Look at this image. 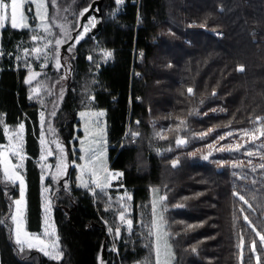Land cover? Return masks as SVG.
<instances>
[{
    "label": "trees",
    "instance_id": "16d2710c",
    "mask_svg": "<svg viewBox=\"0 0 264 264\" xmlns=\"http://www.w3.org/2000/svg\"><path fill=\"white\" fill-rule=\"evenodd\" d=\"M95 1L100 0L48 4L56 35L72 38L79 13ZM122 2L120 8L117 0H104L102 29L74 45L68 76L59 82L62 105L52 120V131L72 160L79 145L75 136H82L76 134L78 113L90 106L106 112L109 166L125 174L133 222L117 253L109 252L108 264L154 262L155 188L167 197L175 264H257V256L264 264V254L244 250L250 238L258 237L243 219L248 216L257 231L264 230V168L259 167L264 164V0ZM32 8L28 22L34 27ZM31 36V31L9 25L0 29V124L11 129L26 124L27 225L39 233V115L30 94L44 77L58 79L63 71L49 66L39 79L26 83L30 72L17 68L15 59L18 43ZM108 51L112 57L105 63ZM253 129L260 131L244 135ZM179 136L184 145H178ZM0 142L5 143L2 128ZM70 179L73 185H57L53 195L63 252L62 260L53 261L37 250L20 252L14 243V223L7 217L19 187L4 179L0 166V220L5 221L0 225V264H102L104 244L111 247L109 225L114 234L118 228L120 205L105 192L93 196L77 187L75 169L69 171Z\"/></svg>",
    "mask_w": 264,
    "mask_h": 264
},
{
    "label": "rangeland",
    "instance_id": "374dc122",
    "mask_svg": "<svg viewBox=\"0 0 264 264\" xmlns=\"http://www.w3.org/2000/svg\"><path fill=\"white\" fill-rule=\"evenodd\" d=\"M43 2L45 3L46 6L44 9H41V11L47 17V19L45 20V23H48L50 25V34H45L43 29L39 27L41 21H40V18L36 16V7H35V5H33L34 13H35V16L37 19V25L33 27L29 24V22L27 20L26 22L30 25V28L23 29V30L31 31L32 35L36 34V33H38L41 36L46 35L47 38H46V40H41V41H37V42H33L32 40H25V42L18 43L19 44L18 50H17L18 53H17L16 59H15V64H16L17 68H19V69L25 68V69L29 70L30 73H29L27 79H29V77L32 73H39V75L36 76L32 80V83L34 81H36L37 79H39V77L42 74L46 73V71H49L50 70V69H48L49 66H51L54 70L57 71L56 61L52 55L53 52L59 51V58H60L61 64L63 65L59 70L60 72L63 71L61 78L54 79L53 76L51 77V76L47 75L46 77H44V80L41 82L40 85L38 84V85L32 87V93L30 94V97H32L30 99L32 104H35L37 106V109H38V115H39L38 116L39 117L38 140H39L40 154H39V157L36 159V161H37L38 166L41 170V177L42 176L44 177L43 179L41 178L43 219H42V229L39 233H32V232L28 231V225H27V222H28L27 221L28 220L27 219L28 218L27 217L28 203H27V181H26L25 169H26V163H27V159L29 158V155L26 153V150H25L26 130H27L25 122H22L24 124V131H23L22 137H21V143H22V153L21 154L25 157V159L22 161L23 167L18 168L17 171L20 172V174L24 177V180H25V202H26L25 203V212H24V228H25V231H27L29 234H41V233H44L45 230H47V232L50 235L42 236V239H44L45 243L49 244V245L53 241H58L59 247L61 249L59 238H58V231H57V227H56V223H55V219H54V207H53V195L56 192L55 190L57 189V185L63 184L64 188H69L70 185H73V182L71 181V179L70 180L66 179L67 174L69 173V171L71 173L72 169L76 170L75 185L77 187H78V185L81 184V180H84V181L89 180V177H88L86 171L82 172L81 167H77V166L73 165V161H75V165H83L86 163V161L79 159L80 156L85 155V153L82 151L83 148L96 149L97 155H100V153H102V155H100V159L95 161V164L97 166L102 165L104 167H107L110 171H112V169L109 166L108 124H107L105 111L99 110V109L94 108L93 106H90V107H86L84 110H82L78 113L79 126L76 127V134L80 131L82 133V136L81 137L75 136V139L78 140L79 145H78V147H75L73 149L75 151V153H74V157H73L74 159H72V160H69V156H68V153L66 151V148H65V145L63 144V142L58 140L55 137L54 131H52V120L57 115V113L60 109V106L62 105V100H63V96H64V93H61L62 88H64V86L62 84L59 85V82L65 81V79L63 77L68 76V67L71 64L70 59L68 57L71 54L72 50L68 51V52L62 50V47L66 43H62L59 46V48L57 49V46L55 45V40L60 39L62 41L67 40L69 42V40H71V39H69V38L65 39L63 36H57L56 35L55 30H54V28H53V26L49 20V8H48L47 0H43ZM119 4L120 5L118 7L121 8L123 6V2H120ZM120 8L116 9V11H115L116 14L118 13L119 10H121ZM91 18H94L96 21V18L94 15L90 16L89 20ZM80 19H81V17L79 18L78 26L75 30H77L80 26ZM57 23L61 24L60 22H57ZM6 24H7V26L8 25L10 26V22H6ZM4 28H2V29H4ZM18 30H20V29H18ZM47 41L52 42L50 44L49 48L46 50L48 52V58L47 59H45L43 56H41L40 59L37 60V59H35L34 55H27V56L25 55V52H24L25 49H31L35 46H43V44L46 43ZM0 53H1V47H0ZM111 57H112V53H111L110 57H108V58L104 57L103 61L105 63H107L108 60L111 59ZM45 64L47 65V67L41 66V65H45ZM59 71H57V72H59ZM34 88L39 89L38 93L35 95L33 94ZM51 97L53 98V100L49 101ZM53 112H55V115H52ZM101 112L103 113V115L102 116L98 115ZM81 113H84V115L82 116ZM42 114L44 117L43 120H42ZM4 126H5V124L2 127L0 124V131H1V128L3 129ZM7 127L9 128L10 131L11 130H18V127L14 128V129H11L9 126H7ZM49 129H51V131H49ZM128 131H129V129H128ZM3 136L5 139V143L0 142V149H2V147L4 145L8 144L7 135H5L3 133ZM41 138H43L47 142L46 145L41 144ZM178 139L184 141V143H181L178 145H184L186 143V140L182 136H179ZM15 142L16 141L13 140V143H15ZM53 142H55V143H53ZM56 143H59L65 149L64 156H65V162L68 164V168H67V172L65 175L57 176V178L55 180H53L52 176H53V174H55V164L58 162V158L57 157H48L46 160H42L41 156L46 155V152H45L46 146L55 150ZM89 155H91V153H89ZM10 160H11L12 164H14V165L21 163L19 158H16V157L10 156ZM0 166L3 170V165H0ZM89 167H91V165ZM15 184L19 187L18 181ZM65 184H66V186H65ZM45 188H47L49 190L47 192H45L44 191ZM96 191H100V190L96 189ZM104 192L106 193V196L108 199H109V197H111V200H109V201L118 203L120 205V208H121V210L119 211L118 216H117L119 233L117 234V232L115 231V234H114L113 231H109L110 238H111V247L109 248L108 252L111 251L115 255L118 251V245L122 240V235H123L124 230H132L133 229V223H132L131 228H129V225L127 224V220H131L129 218V215L132 213V208H131L132 196L127 191V186L123 190H119V191L112 190L111 188H107L104 190ZM93 196H95V195H93ZM161 196H165V194L160 189H158V188L152 189V206H153V204L156 205V215L155 216L153 215V221L156 222V226L155 227L153 226L155 250H156L157 244H159V247L161 250V260L162 261L166 260L167 264H175L176 254H175V251H174L172 244L170 242V235H169V232L167 230V222H166V215H167L168 207H167L165 202H166L167 198L163 201H160ZM121 198H123V199H121ZM121 212H123L125 215V221H121L119 218ZM160 217L163 218L162 221L160 220ZM45 221H47V223H45ZM14 227H15V225H14ZM109 229H112L110 227V225H109ZM165 241H167V244L170 245V255H168V256H165V254H164ZM38 247H34V248H32V250L39 251ZM24 250H30V249H28L27 245H25ZM39 252L44 255V253L42 251H39ZM46 257L50 258L49 256H46Z\"/></svg>",
    "mask_w": 264,
    "mask_h": 264
},
{
    "label": "snow or ice",
    "instance_id": "6c2138e0",
    "mask_svg": "<svg viewBox=\"0 0 264 264\" xmlns=\"http://www.w3.org/2000/svg\"><path fill=\"white\" fill-rule=\"evenodd\" d=\"M122 2V0H117V3ZM47 3L49 5H56L57 0H47ZM32 5H35L36 7V16L40 18V25L39 27L43 29L45 34H50V25L48 23H45V20L47 17L44 15V13L41 11V9L45 8V3L43 0H0V29L7 26L6 22H10V27L12 29H28L30 28V25L26 22L30 15L33 12ZM89 9H84L83 12L79 13L80 17H84V14L87 13ZM95 26V19L91 18L88 24H81L80 27L83 29L82 32L77 33L76 38H70L73 40V43H68L67 40H55V45L57 46V49L62 43H66L68 46L65 49L66 52L71 51L74 48L75 43H79L80 40L84 39V34L89 30L90 27ZM75 30V28H73ZM46 35L41 36L38 33L33 34L30 39L33 42L46 40ZM51 41H47L43 44V46H35L31 49H25V55H34L35 59L39 60L41 56H43L45 59L48 58V52L46 51ZM53 58L56 61V68L57 71L60 70V68L63 66L61 64L60 58H59V51L52 53ZM105 58H108L111 56L110 52L103 53ZM89 60H92L93 58L91 56L88 57ZM42 67H47V65H41ZM243 71V68L240 69ZM39 73H32L29 77V79L26 80V83L31 84L32 80L38 76ZM39 89L34 88L33 94H37ZM188 92L191 93L192 89L189 88ZM32 97H30L31 99ZM52 115H55V112L52 113ZM83 116L84 113H81ZM98 115L102 116L103 113H99ZM44 119L42 114V120ZM260 118L257 117V121H259ZM138 123V122H137ZM3 133L7 135L8 137V144L4 145L2 149H0V165H3V177L7 182H10L15 185V183L19 182V198L14 199L12 204L14 206V211L10 216L7 217V219H10L12 222H14V236L15 240L14 243L19 246V251L23 252L25 249V245H27L28 249H32L34 247H38L39 251H42L45 256H49L51 260L53 261H60L63 257V252L59 247L58 241H53L50 245L45 243V240L42 239V236H48L50 235L47 230H45L44 233L41 234H29L27 231H25L24 228V212H25V180L24 177L20 174L19 171H17L18 168L23 167L22 161L25 159V157L21 154L22 153V143H21V137L22 133L24 131V124L21 123L18 126V130H9L7 125H5L2 129ZM51 131V129H49ZM256 131H260L259 129H253L251 133L245 132L244 135H254ZM131 135L135 136L138 135V133H130ZM260 135L264 136V131H260ZM223 139V137H221ZM13 140L16 142L13 143ZM55 143V142H53ZM177 143L181 144L184 143L183 140L177 139ZM41 144L46 145L47 142L41 138ZM82 151L85 153V155L80 156V160L86 161L83 165H75V161H73V165L77 167H81L82 172L86 171L87 175L89 177L88 181L81 180V184L78 185V187H83L90 192H92L93 195L96 194V189H99L101 192H104L105 189L111 188V180L115 179L117 176H122V173H112L107 167L104 166H97L95 164L96 160L100 159V155H97L96 149H90V148H83ZM46 155H42L41 159L46 160L48 157H57L58 162L55 164V174H53L52 179L55 180L57 176H63L67 172L68 164L65 162V149L63 146H61L59 143H56L55 150L45 147ZM91 153V155H89ZM249 156H252V152L247 153ZM11 157L19 158L21 163L18 164H12ZM207 159V157H205ZM248 164L251 165L252 161L249 160ZM91 165V167H89ZM173 166H175V162H173ZM235 166V165H234ZM260 168H264V164L259 165ZM252 170H256V166L253 165ZM44 178L43 176L41 177ZM247 177H245L246 179ZM66 186V184H65ZM49 189L45 188L44 191L47 192ZM106 194V193H105ZM234 196H237L239 200L244 201L245 204H248V201L245 199V196L234 192ZM166 196H161L160 201L165 200ZM123 199V198H121ZM109 200H111V197H109ZM249 208L251 205H248ZM153 215H156V205L153 204L152 206ZM121 221H125V215L123 212L120 213L119 216ZM162 217H160V220L162 221ZM243 219L248 222L249 227L252 228V231L255 232L257 239H252L248 241V246L246 249L250 253H256L261 252L264 254V234H262V231H257L256 228L252 225V222L249 220L248 216H244ZM5 221L0 220V225L4 224ZM47 223V221H45ZM132 220H127V224L129 225V228L132 226ZM153 226H156V222L153 221ZM11 227V225H10ZM109 231H112V229H109ZM117 234L119 233V228L116 229ZM148 235H152L151 230L149 231ZM243 248V245L239 246ZM50 249V250H49ZM195 251V249H193ZM164 254L165 256L170 255V245L167 244V241H165V247H164ZM251 260V256H249V261ZM257 264H261V256L256 257ZM146 264H167V261L161 260V250L159 247V244H157L156 250H155V260L154 262H146Z\"/></svg>",
    "mask_w": 264,
    "mask_h": 264
},
{
    "label": "water",
    "instance_id": "95a60500",
    "mask_svg": "<svg viewBox=\"0 0 264 264\" xmlns=\"http://www.w3.org/2000/svg\"><path fill=\"white\" fill-rule=\"evenodd\" d=\"M104 0L100 1H95L92 3L91 7L89 8V11L84 14V17H81L80 19V25L81 24H88L89 23V17L94 15L96 18L95 21V26L90 27L89 30L84 34V39L80 40V42L84 41L88 36L90 35H96L103 27V13H102V5H103ZM83 29L79 26V28L74 32L72 38L77 37V33L81 32ZM68 43H73V40L71 39ZM79 43H75V45H78ZM67 44H65L62 47V50L65 51L67 48ZM66 179H69V173L66 176ZM108 248H107V243L104 244V249H103V256H102V264H108Z\"/></svg>",
    "mask_w": 264,
    "mask_h": 264
},
{
    "label": "built area",
    "instance_id": "2783aa9c",
    "mask_svg": "<svg viewBox=\"0 0 264 264\" xmlns=\"http://www.w3.org/2000/svg\"><path fill=\"white\" fill-rule=\"evenodd\" d=\"M110 172H112V173H122L123 174L122 176H117L115 179L111 180V184H112L111 189L119 191V190H123L124 188H126L124 172L121 171V170H112Z\"/></svg>",
    "mask_w": 264,
    "mask_h": 264
}]
</instances>
